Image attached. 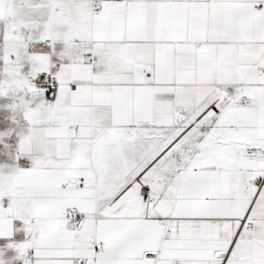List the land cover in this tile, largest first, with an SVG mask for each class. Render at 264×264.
Returning <instances> with one entry per match:
<instances>
[{"label": "snow or ice", "instance_id": "snow-or-ice-1", "mask_svg": "<svg viewBox=\"0 0 264 264\" xmlns=\"http://www.w3.org/2000/svg\"><path fill=\"white\" fill-rule=\"evenodd\" d=\"M0 264H264V0H0Z\"/></svg>", "mask_w": 264, "mask_h": 264}]
</instances>
